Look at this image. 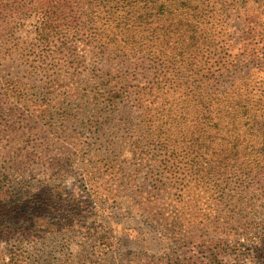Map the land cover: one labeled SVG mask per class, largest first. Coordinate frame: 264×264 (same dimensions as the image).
Segmentation results:
<instances>
[{"label":"rangeland","instance_id":"374dc122","mask_svg":"<svg viewBox=\"0 0 264 264\" xmlns=\"http://www.w3.org/2000/svg\"><path fill=\"white\" fill-rule=\"evenodd\" d=\"M202 1L213 11L232 54L250 60L254 45L264 49V0ZM39 2L0 0V79H19L25 93V104L14 118L9 110L0 113V175H11L18 165L20 169L12 176L15 183L22 181L18 193L24 200L36 193L40 182L51 179L55 200L80 202L83 210L72 233L53 231L43 224L25 234L0 236V264L12 255L24 264H73L81 247L101 245L96 240L101 235L113 240L110 248L101 245L96 249L99 255H94V261L107 253V264H182L184 247L178 257L175 243L183 239L182 245L189 248L196 240L212 237L214 227L206 223L210 217L215 221L217 208L226 215L231 189L238 184L233 182L236 173L228 168L211 169L209 181H202L191 169L195 155L187 157L182 144H177L179 167L167 174L154 165L150 168L147 125L126 103L118 105L107 120L103 118L106 105L96 104L88 95L68 96L66 87L42 102L40 63L61 62L68 67L73 56L86 59L89 47L82 32L72 41V49L68 47L71 41H38ZM83 19H77L79 27L84 26ZM224 21L227 29L222 26ZM59 22L64 24V15ZM262 66L248 64L235 71V88L264 94ZM59 73L62 67L52 66L50 74ZM170 99L180 103L178 97ZM261 115L259 120L264 122V109ZM176 137L177 130L171 139ZM57 156L66 158L61 161L63 171L50 169L49 161ZM259 168L264 171V162ZM262 186L264 182L252 185L250 193L236 200L242 203L237 211L243 222L257 228L247 236L248 244L226 258L231 264H264ZM51 213L44 212L40 219H59ZM190 262L204 264L197 254Z\"/></svg>","mask_w":264,"mask_h":264},{"label":"trees","instance_id":"16d2710c","mask_svg":"<svg viewBox=\"0 0 264 264\" xmlns=\"http://www.w3.org/2000/svg\"><path fill=\"white\" fill-rule=\"evenodd\" d=\"M208 6L202 0H40L42 17L36 27L38 41H71L68 47L72 49V41L82 32L89 47L86 59L73 56L68 67L61 62L40 63L42 102L66 87L68 96L88 95L96 104L106 105L103 118L107 120L118 105L126 103L147 125L150 168L154 165L163 174L177 168V144H182L187 157L195 155L191 169L202 181H209L211 169L228 168L236 173L233 182L238 184L231 189L226 215L217 208L220 212L215 221L210 217L206 223L214 227L212 237L196 240L189 248L182 245L183 239L175 243L178 257L184 247L182 264H194L190 261L195 254L204 264H231L226 258L248 244L247 236L257 228L243 222L237 211L242 203L236 200L250 193L252 185L264 182V171L259 168L264 162V122L259 120L264 94L235 88L232 80L235 71L248 64L263 65L260 69L264 70V49L254 45L250 60L232 54ZM61 15L64 24L59 22ZM81 16L84 26L79 27ZM222 26L227 29L225 21ZM52 66H61L62 73L53 77ZM22 88L19 79L1 77L0 113L9 110L11 118L15 117L25 104ZM169 95L178 97L180 103ZM62 159H51L50 169L63 171ZM15 166L11 175H0V236L25 234L43 228V224L53 231L74 232L83 210L81 203L55 200L51 179L40 182L36 193L24 200L18 193L22 181L15 183L12 176L20 169ZM249 182L252 185H247ZM260 191L264 204V186ZM47 211L59 219H40ZM96 240L102 248H110L113 237L101 235ZM101 245L81 247L78 260L71 262L107 264V253L93 260ZM10 259L15 262L5 264H24L13 255Z\"/></svg>","mask_w":264,"mask_h":264}]
</instances>
